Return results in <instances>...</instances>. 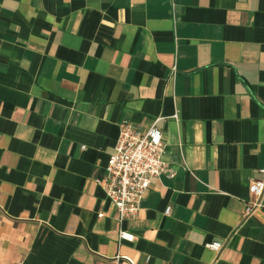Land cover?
Wrapping results in <instances>:
<instances>
[{"label":"crops","instance_id":"obj_1","mask_svg":"<svg viewBox=\"0 0 264 264\" xmlns=\"http://www.w3.org/2000/svg\"><path fill=\"white\" fill-rule=\"evenodd\" d=\"M156 117L175 174L118 244L95 180L118 125ZM259 168L264 0H0V264H264Z\"/></svg>","mask_w":264,"mask_h":264},{"label":"built area","instance_id":"obj_2","mask_svg":"<svg viewBox=\"0 0 264 264\" xmlns=\"http://www.w3.org/2000/svg\"><path fill=\"white\" fill-rule=\"evenodd\" d=\"M172 68V75L174 74ZM176 119V115L173 116ZM160 117L149 121L146 126L136 127L130 121L118 125L119 135L114 150L108 155L104 167V177L96 179L95 184L102 187L106 199L111 203L117 216V243H130L134 234L124 230V222L138 217L145 192L151 181L162 174L170 177L175 174L163 160L166 148L164 133L156 127ZM260 179H252L248 186V196L244 201L243 217H249L264 206V168H259ZM169 213V208L164 212ZM99 218L103 213L98 214ZM205 247L216 256L222 251L221 242H208ZM147 259V258H146ZM100 264H134L133 259L118 253ZM210 264V263H201Z\"/></svg>","mask_w":264,"mask_h":264}]
</instances>
